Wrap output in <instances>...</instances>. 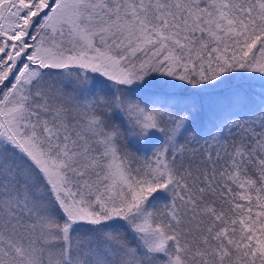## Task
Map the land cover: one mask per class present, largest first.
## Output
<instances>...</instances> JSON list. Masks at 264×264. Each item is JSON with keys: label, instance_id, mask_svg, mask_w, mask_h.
I'll return each mask as SVG.
<instances>
[{"label": "snow or ice", "instance_id": "snow-or-ice-1", "mask_svg": "<svg viewBox=\"0 0 264 264\" xmlns=\"http://www.w3.org/2000/svg\"><path fill=\"white\" fill-rule=\"evenodd\" d=\"M0 264H264V0H0Z\"/></svg>", "mask_w": 264, "mask_h": 264}]
</instances>
